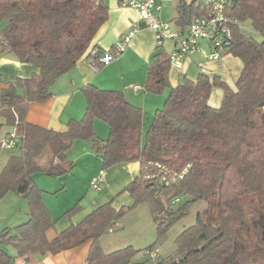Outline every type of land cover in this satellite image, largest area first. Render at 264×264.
Listing matches in <instances>:
<instances>
[{"label": "trees", "instance_id": "obj_1", "mask_svg": "<svg viewBox=\"0 0 264 264\" xmlns=\"http://www.w3.org/2000/svg\"><path fill=\"white\" fill-rule=\"evenodd\" d=\"M180 1L187 25L209 11L199 0ZM224 10L232 32L227 53L243 63L236 90L206 74L186 80L171 90L143 139V110L130 104L121 91L92 84L82 88L83 117L70 120L67 131L26 121L29 104L51 98L52 85L89 49L108 17L105 0H0V55L12 53L38 70L9 84L0 95V135L7 127V135L15 131L19 137L13 148L18 153L0 172V199L9 193L19 195L30 212L25 223L0 231V264H14L5 246H12L17 256L56 254L89 240L93 244L87 264H132L143 250L129 246L105 253L100 240L142 203L156 225L157 239L146 252L158 248L195 204H204L195 223L175 239L172 255L155 261L149 257L155 264H264V0H227ZM247 21L261 41L243 31ZM155 58L145 89L159 94L168 87L171 65L165 53L158 52ZM216 86L223 88L224 97L220 107L213 108L208 100ZM95 120L108 125L107 140L96 135ZM81 140L101 156L102 170L140 162V173L127 188L132 204L119 211L111 203L102 205L49 242L45 233L55 220L34 176H65L72 163L68 167L62 163ZM2 149L0 144V153ZM183 171L182 179H171ZM160 193L167 196L163 199ZM175 199L178 202L173 203ZM80 207L77 202L66 215Z\"/></svg>", "mask_w": 264, "mask_h": 264}, {"label": "crops", "instance_id": "obj_2", "mask_svg": "<svg viewBox=\"0 0 264 264\" xmlns=\"http://www.w3.org/2000/svg\"><path fill=\"white\" fill-rule=\"evenodd\" d=\"M190 4L193 0H182ZM108 7L107 20L98 30L91 41L89 49L76 63L75 67L59 77L52 85V96L42 103H30L26 115V121L32 125L39 126L57 132H65L70 120H81L86 110V100L82 88L92 84L104 90L121 91L126 100L133 106L143 110V139L147 128L152 123L155 112L162 108L165 100L173 88L183 84L186 80L195 81L200 74H206L210 78L218 77L230 90H236V82L243 70V63L238 57L230 53H224L217 58L208 57V44L201 41L204 52H196L185 57L181 67L170 66L168 73V87L159 94H153L145 89L148 69L155 64L156 54L165 53L169 56L174 50V42L166 40L161 45L157 44L153 30L143 26L138 18L135 8L122 6L121 0H105ZM180 0H166L162 5L159 16L163 22L170 23L172 28L178 32L186 33L188 30L187 18L179 11ZM141 26L134 35L127 50L111 64L96 70L91 65L92 56L95 52L111 50L113 45L124 35L132 30L134 25ZM243 26V24H242ZM36 67L20 62L12 53L0 55V95L9 84L17 79L30 78L37 74ZM138 86L139 88H135ZM20 93L23 90H19ZM224 97L221 87H213L208 104L218 108ZM101 120L94 121V131L98 130L99 136L104 141L109 135L107 129L101 124ZM10 131L7 128L5 136ZM97 134V133H96ZM109 134V133H108ZM4 136V137H5ZM75 160L86 161L89 164L93 160L92 170L88 176L90 186L91 179L103 172V184L100 190L91 187L84 194L78 190L68 193L66 189L67 180L71 177ZM56 163V162H55ZM72 163V168L61 178L52 177L53 182L42 180L36 174L34 182L43 191V203L50 211L55 224L46 230V238L53 241L58 233L66 230L71 225H78L93 211L111 203V206L119 211L132 202L129 185L140 173L139 161L120 163L102 170V158L97 156L86 141H78L70 149L68 160L62 163L67 166ZM43 176V175H42ZM47 176V175H44ZM50 177V176H49ZM80 202L79 211L66 215V212ZM139 213L123 217L118 226L108 231L101 238V245L105 253L132 246L137 250H143L144 258L149 259L146 249L154 244L156 239V225L145 204L139 205L131 213ZM29 206L26 199L9 193L0 199V231L4 228H13L25 223L29 219ZM93 241L89 240L79 246L61 251L59 253H28L17 256L12 246H5L4 250L14 257V264H83L90 253ZM158 258H161L159 248ZM138 254L132 264H140ZM154 263V262H153ZM152 263V264H153ZM143 264V263H142Z\"/></svg>", "mask_w": 264, "mask_h": 264}, {"label": "built area", "instance_id": "obj_3", "mask_svg": "<svg viewBox=\"0 0 264 264\" xmlns=\"http://www.w3.org/2000/svg\"><path fill=\"white\" fill-rule=\"evenodd\" d=\"M166 0H121L122 6L135 8L138 12V18L143 26L154 31L157 44L161 45L164 41L174 42V50L169 55L170 64L175 67H181L186 56L196 52H204L200 44L201 41L208 44V57L217 58L227 52L228 45L232 38V32L229 28V19L226 16L227 0H199L207 8L205 16L196 17L191 20L186 33L174 30L170 23L163 22L159 13ZM132 30L122 36L112 47L111 50L95 52L92 56L91 65L98 70L100 67L107 66L121 56L129 47L134 35L141 26L134 25ZM139 88L138 86L135 87ZM19 142V137L15 131L0 139L1 147L4 149H13ZM184 171L180 174L171 176L172 180L182 179ZM165 184L169 181L163 178ZM103 172L93 177L90 186L94 190H100L103 184ZM178 202L175 199L173 203ZM118 226L115 224L112 229ZM110 229V231H112ZM149 257L155 261L158 258V250L148 252ZM83 264H87L84 262Z\"/></svg>", "mask_w": 264, "mask_h": 264}, {"label": "rangeland", "instance_id": "obj_4", "mask_svg": "<svg viewBox=\"0 0 264 264\" xmlns=\"http://www.w3.org/2000/svg\"><path fill=\"white\" fill-rule=\"evenodd\" d=\"M242 27H243V31L247 35H250V36L252 35V37L257 39L258 41L262 40L261 35L252 29V27L250 26V23L248 21L243 23ZM100 122L107 129L108 132L106 135H108V133H109L108 125L104 121H100ZM147 129H149V128H147ZM6 131H7V127L3 128L1 135H0V139H2L5 136ZM96 133H97L96 135L98 137H100L98 130L96 131ZM144 136H145V133H144ZM17 151H18L17 149H6V148L2 149V151H1L2 153H0V172L2 171V168H4V165L7 164L9 157L12 154H17L18 153ZM85 162L86 161L75 160L72 175L67 180V184H66L67 185L66 189L68 190V193H71L73 191L75 192V190H78L80 194H84L87 191V189L89 187H91V186H89L87 179H88V176L90 174V171L92 170V165H93L94 161L90 160L89 164H87V165L84 164ZM37 178L42 179V180H47L49 183L53 182L52 180H54L52 177L44 176V175L43 176L39 175V176H37ZM166 196L167 195L165 193H160V197H162L163 199ZM131 204H132V202L130 203V205ZM142 204H144V203H142ZM130 205H127V206H130ZM139 205H141V204H139ZM139 205L137 207H139ZM127 206H125V207H127ZM136 208L131 209L129 212H127L125 214L124 217L128 216V218H130L132 215H134V216H138L136 218H139L140 210L138 211V213L137 212L131 213V211H134ZM203 208H204V204H202V203L195 204L191 208L189 214L187 216H185L182 220L177 222L167 232L166 237L164 238L165 240H163V242H161V244L158 245V248L160 250V255L162 256L161 258H166V257L173 254L172 252L175 251V239L185 228H187V227H189L195 223L196 215H197L198 211H200V210L202 211ZM147 210L150 213L148 206H147ZM156 239H154V240L156 241ZM144 256L145 255L143 254V251L140 252V255L138 257L140 259L139 261H141V262H139L140 264H142V263L143 264H152L153 263L152 261L150 262V261H148V259L144 258ZM153 264H155V263H153Z\"/></svg>", "mask_w": 264, "mask_h": 264}]
</instances>
